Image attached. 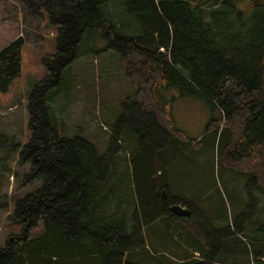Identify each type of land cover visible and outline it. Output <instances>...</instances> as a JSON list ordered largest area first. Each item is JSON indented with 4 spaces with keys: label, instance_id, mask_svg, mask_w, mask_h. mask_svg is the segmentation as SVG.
Here are the masks:
<instances>
[{
    "label": "trees",
    "instance_id": "trees-1",
    "mask_svg": "<svg viewBox=\"0 0 264 264\" xmlns=\"http://www.w3.org/2000/svg\"><path fill=\"white\" fill-rule=\"evenodd\" d=\"M0 1L6 12L2 21L22 23V34L0 50V91L21 75L25 43L42 48V23L56 30L55 52L43 57L49 74L29 95L32 137L17 150V163H30L25 179H40L42 185L14 199L8 218L20 224L21 233L0 248V264H146L150 260L140 253L151 255L143 228L173 216L174 204L191 211L185 219L199 237L189 242L201 258L188 252L181 262L223 264L218 255L227 248H246L225 241L220 228L212 231L204 213L172 194L158 172L182 158L192 142L209 136L217 147L218 168L223 163L244 167L236 170L248 179L244 211L255 218L261 210L264 221V204L258 207L264 196V0H122L140 26L135 34L120 32L105 14L111 0ZM90 30L105 40L102 51L122 57L128 79L138 88L136 96L119 104L121 115L104 154L86 137L62 136L50 108L53 90ZM170 87L206 104L209 116L200 139L176 126L171 116L176 98L162 96ZM124 144L130 153L124 169L115 171L118 147ZM134 205L135 219L126 218ZM41 220L43 233L30 238ZM171 223L177 234L187 228ZM238 225L230 231L239 238L243 226ZM254 237L250 253L231 264H264V233Z\"/></svg>",
    "mask_w": 264,
    "mask_h": 264
},
{
    "label": "rangeland",
    "instance_id": "rangeland-1",
    "mask_svg": "<svg viewBox=\"0 0 264 264\" xmlns=\"http://www.w3.org/2000/svg\"><path fill=\"white\" fill-rule=\"evenodd\" d=\"M122 0H111L104 6L103 10L107 16H111L120 32L126 34H135L140 30V26L134 16L129 14L124 8ZM4 4L0 1V50L20 36L22 33V23L2 21L6 17ZM243 8L249 10V5H243ZM122 14L123 17L117 16ZM253 20L252 22H255ZM224 26L229 25L228 19ZM127 26V27H126ZM130 26H132L130 28ZM43 38L42 48H37L30 43H25L21 52L22 72L10 84L8 90L0 91V248L6 246L8 237L21 233L20 224L11 222L8 218L13 208L15 198L25 196L35 191L42 185V180L28 181L25 179L26 173L30 170V163H17L19 146H23L32 137V130L29 127L28 100L33 85L45 78L49 72L47 66L43 63L45 54L55 52V27L44 21L39 29ZM105 40L96 36L93 31L87 32V37L79 46V56L64 69L62 80L53 92V99L50 102V108L59 122V133L62 136L86 137L92 141L99 153L104 154L110 150L111 137L116 131V121L121 115V102L127 96H136L138 88L128 79L125 70V63L122 57L114 51H102ZM92 50H99V53L91 54ZM162 96L166 98L175 97L171 109V116L176 126L187 132L191 137L201 136L205 130L209 110L196 95L182 94L178 87H170L162 90ZM126 132V131H125ZM187 134V135H188ZM188 135V136H189ZM189 136V137H190ZM185 144H181V147ZM183 149V148H181ZM186 149V148H185ZM130 153L129 147L119 145L116 156L115 171L124 169L123 159ZM184 156L175 164H197L194 172L188 177L182 178L180 183L184 186L188 182H194L199 177V164L204 166H213V173L216 176L218 186H215L210 177L206 178L202 187L206 188L205 197L220 196L223 192L220 187V179L216 166L220 165L218 161L217 147L212 146L211 137H207L196 143L192 142V147L183 151ZM215 166V167H214ZM221 166V165H220ZM208 168V167H206ZM244 167L233 168L225 163L222 164V177L225 175L232 177L231 186H236V191H241L243 180L235 173H240ZM185 176V173H184ZM222 178V179H223ZM19 183L20 184L19 186ZM192 186V185H190ZM201 189V187H200ZM236 189V188H235ZM199 191V186L190 188V196ZM120 197L121 194H118ZM228 204L227 196L223 197ZM225 207H227L225 205ZM246 211V210H245ZM237 212L231 215L232 208L229 209L227 224L220 227L226 234L223 236L225 241L239 243L237 250L232 246L225 252L218 255L223 264H231L236 260H242L246 254L250 253L255 245L254 233H264V221L260 219L261 210L255 218H250V213ZM208 220L209 216L204 215ZM248 218V219H245ZM243 226L241 237L233 235L230 231L236 224ZM187 223L185 222V226ZM237 227V226H236ZM44 222L41 220L38 225L31 228L30 238H35L43 233ZM196 230L190 223L187 228H182V232L177 235L176 251H157L153 246H148L147 250L140 254L145 260H150L146 264H187L181 262L185 259V254L201 258L199 252H192L187 249L190 247L189 240L199 239ZM246 237L247 239L243 238ZM146 239V238H145ZM245 243H244V242ZM147 243V240H146ZM165 247H169L166 245ZM210 249L211 247L208 246ZM153 256V257H152ZM226 258V259H225ZM174 259L175 261H173Z\"/></svg>",
    "mask_w": 264,
    "mask_h": 264
},
{
    "label": "crops",
    "instance_id": "crops-1",
    "mask_svg": "<svg viewBox=\"0 0 264 264\" xmlns=\"http://www.w3.org/2000/svg\"><path fill=\"white\" fill-rule=\"evenodd\" d=\"M187 133V132H186ZM188 134V133H187ZM189 135V134H188ZM190 136V135H189ZM191 137V136H190ZM200 137V136H199ZM197 137L198 139H200ZM193 138V137H191ZM197 140V139H196ZM179 161V159L177 160ZM170 164V167H164L162 171L158 172L160 175H163V178H160L163 185L169 189V191L176 195L179 198H183L185 201L190 202L194 207L198 208L199 211H202L204 215L209 216V219L206 220L205 216L203 215V221L209 226H212V231L215 233H219V228L221 227V224L227 221L228 218V212L229 209L232 208L231 215H234V210H237V212H244L245 206L247 201V195H246V183H247V176L235 173L237 176H239L240 179L243 180V183L241 185V191H236V186H231L230 182L232 180V177L225 175V178L222 177L223 171L221 170V167L217 168L218 170V177L220 179V187H222L224 190L223 192H219L220 196H211V197H205L204 195L201 196V193H205L206 188L202 187L203 182L206 178L210 177L215 186H218V182L216 180V176L213 173V166H204L202 164H199V177L194 182H188L186 186H184L181 182L182 178H187L188 175L192 174L194 172V168H198V165L195 164ZM208 167V168H206ZM215 167V166H214ZM185 173V176H184ZM159 175V176H160ZM223 178V179H222ZM187 180V179H186ZM192 185V186H190ZM199 186L200 192H195L193 196H190V188L191 187H197ZM201 187V189H200ZM236 188V189H235ZM227 196L228 204L226 200L223 199V197ZM259 199V205L258 207H262V204H264V196L263 198ZM138 205V204H137ZM225 205L227 207H225ZM137 206L134 205L133 208L127 213L126 218L129 219H135V211L134 209ZM173 212V211H172ZM238 212V213H239ZM188 216H179L176 214H173V216H162L160 217L156 222L150 223L147 226H144V236L147 240V247L153 246L157 251H176L177 247L175 242H177V233L174 230V224L171 223V220L175 222L176 225H181L182 223H187ZM172 225V230L168 231V225ZM174 235L170 236V233ZM204 244V243H202ZM168 245L169 247H165ZM187 249L192 252L196 248L192 249L191 245L188 246ZM195 257V256H193Z\"/></svg>",
    "mask_w": 264,
    "mask_h": 264
},
{
    "label": "water",
    "instance_id": "water-1",
    "mask_svg": "<svg viewBox=\"0 0 264 264\" xmlns=\"http://www.w3.org/2000/svg\"><path fill=\"white\" fill-rule=\"evenodd\" d=\"M171 210L173 211L174 214L179 215V216H186L187 217V216L191 215V211L182 204L172 205Z\"/></svg>",
    "mask_w": 264,
    "mask_h": 264
}]
</instances>
